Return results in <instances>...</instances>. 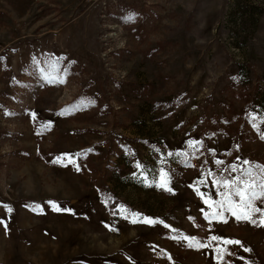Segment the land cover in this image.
<instances>
[{
  "label": "rangeland",
  "instance_id": "obj_1",
  "mask_svg": "<svg viewBox=\"0 0 264 264\" xmlns=\"http://www.w3.org/2000/svg\"><path fill=\"white\" fill-rule=\"evenodd\" d=\"M262 184L264 0H0V264H264Z\"/></svg>",
  "mask_w": 264,
  "mask_h": 264
},
{
  "label": "snow or ice",
  "instance_id": "obj_2",
  "mask_svg": "<svg viewBox=\"0 0 264 264\" xmlns=\"http://www.w3.org/2000/svg\"><path fill=\"white\" fill-rule=\"evenodd\" d=\"M71 162V161H70ZM51 163L53 165H58V164H61L62 163V156H57L55 159H53L51 161ZM245 163H250V162H247L245 161ZM160 175L163 177L164 175H166V173L164 172L163 169H161V172H160ZM246 175L248 176H251V173H247ZM241 184L244 185L243 188H240V187H237L236 190H235V194L237 196L240 197V200L242 202V204L245 206V207H248V208H251L252 207V200L255 199L258 195L260 194H257L256 192L254 191H251L252 189V183L249 181V180H241L240 181ZM161 187H163V184L160 185ZM260 187L262 189H264V184L260 185ZM169 191H171V189H168ZM251 191V195H249L248 193ZM229 203L231 204V202L229 201ZM9 211H11V209L9 208L8 209ZM56 210L59 211L61 210L58 206L56 207ZM66 211H69L67 209H65ZM229 210H231V208H229ZM256 211H264V209H260V208H257L255 209ZM235 214V213H233ZM131 215L133 217H136L138 214L133 212L131 213ZM240 217L238 216L237 219H239ZM245 219H247L248 217L245 216L244 217ZM145 222H151L149 220V218L145 217L144 218ZM135 222V220L133 221ZM232 243H235V244H240L241 242L239 240H236V241H232ZM244 251H249V249L245 248Z\"/></svg>",
  "mask_w": 264,
  "mask_h": 264
}]
</instances>
